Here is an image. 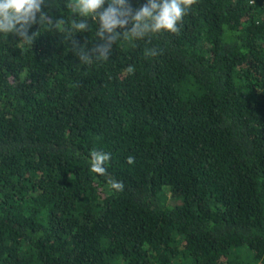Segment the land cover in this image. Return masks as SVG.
<instances>
[{
  "label": "trees",
  "instance_id": "trees-1",
  "mask_svg": "<svg viewBox=\"0 0 264 264\" xmlns=\"http://www.w3.org/2000/svg\"><path fill=\"white\" fill-rule=\"evenodd\" d=\"M178 27L89 63L47 24L0 34V264H264V0H196Z\"/></svg>",
  "mask_w": 264,
  "mask_h": 264
},
{
  "label": "clouds",
  "instance_id": "clouds-1",
  "mask_svg": "<svg viewBox=\"0 0 264 264\" xmlns=\"http://www.w3.org/2000/svg\"><path fill=\"white\" fill-rule=\"evenodd\" d=\"M106 2L108 6L105 8ZM195 2L196 0H147L141 7L134 9L128 0H65V7L73 14L71 20L66 21L60 17L53 22L43 10L46 0H0V34H12L32 45L37 32L29 35L30 27L37 23L47 24L50 29L66 33L73 53L80 61L89 63L93 57L106 61L113 45L121 39L139 40L161 32L178 33V24ZM249 2L254 4V0ZM89 19L98 25L95 35L102 41L91 49H88L87 44L81 45L74 39L76 33L90 30ZM159 54V50L155 48L145 50L146 56ZM126 71L132 74L134 67L130 65ZM110 159V152L92 150L90 170L105 175ZM127 162L134 164L135 158L129 156ZM108 183L115 191L124 189L123 182L109 180Z\"/></svg>",
  "mask_w": 264,
  "mask_h": 264
}]
</instances>
